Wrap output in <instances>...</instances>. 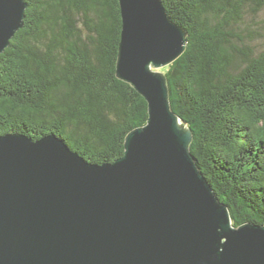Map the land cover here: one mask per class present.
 <instances>
[{
    "label": "water",
    "instance_id": "1",
    "mask_svg": "<svg viewBox=\"0 0 264 264\" xmlns=\"http://www.w3.org/2000/svg\"><path fill=\"white\" fill-rule=\"evenodd\" d=\"M116 75L147 102L122 156L92 163L60 136L0 134V264H264V225L234 226L200 172L159 68L186 32L162 0H118ZM24 0H0V54Z\"/></svg>",
    "mask_w": 264,
    "mask_h": 264
},
{
    "label": "trees",
    "instance_id": "2",
    "mask_svg": "<svg viewBox=\"0 0 264 264\" xmlns=\"http://www.w3.org/2000/svg\"><path fill=\"white\" fill-rule=\"evenodd\" d=\"M0 54V134L60 136L92 163L122 156L147 102L116 75L118 0H24ZM186 32L163 70L196 164L234 226L264 225V0H162Z\"/></svg>",
    "mask_w": 264,
    "mask_h": 264
},
{
    "label": "rangeland",
    "instance_id": "3",
    "mask_svg": "<svg viewBox=\"0 0 264 264\" xmlns=\"http://www.w3.org/2000/svg\"><path fill=\"white\" fill-rule=\"evenodd\" d=\"M260 32H262L264 34V24H263V27L262 29L260 30ZM167 65L163 66V67H160L159 70L163 72V70L165 69Z\"/></svg>",
    "mask_w": 264,
    "mask_h": 264
}]
</instances>
